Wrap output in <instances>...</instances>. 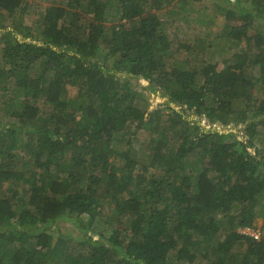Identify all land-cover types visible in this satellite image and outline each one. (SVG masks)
<instances>
[{
  "label": "trees",
  "instance_id": "1",
  "mask_svg": "<svg viewBox=\"0 0 264 264\" xmlns=\"http://www.w3.org/2000/svg\"><path fill=\"white\" fill-rule=\"evenodd\" d=\"M189 1L50 0L24 25L0 0V264H264V0H214L237 49L201 63L167 32Z\"/></svg>",
  "mask_w": 264,
  "mask_h": 264
},
{
  "label": "rangeland",
  "instance_id": "2",
  "mask_svg": "<svg viewBox=\"0 0 264 264\" xmlns=\"http://www.w3.org/2000/svg\"><path fill=\"white\" fill-rule=\"evenodd\" d=\"M50 0H27V3L24 8V13L22 17V23L27 25L31 23L35 17L37 12L41 11V7L49 4ZM191 6L187 5V14L191 15L187 18V22H178L175 19L178 17L169 18L166 22L168 24L167 32L171 37V41L173 42V47L176 48L181 45H190L193 46L194 56L198 59L197 63H201L205 60L207 61H215L217 59H221L223 56H226L235 49L228 52L229 46L228 40L220 39L217 37V34L222 32L224 17L222 16L221 10L215 8L214 0H200V1H189ZM174 4V3H173ZM170 6L160 10L158 15L161 19L166 20L165 14L166 11L170 15V10L175 5ZM184 7V5H183ZM183 7L181 4L178 5V11L182 12ZM181 16V15H180ZM257 32H264V22L262 19H256L253 21L252 25L247 29V35H252ZM195 40L197 44L194 43ZM242 46H245V40L243 39L241 42ZM188 52L185 51L183 47H179L175 56L177 58L185 59L188 57ZM107 52L102 51L101 56L99 55V61L102 63L107 60V63L111 62V56L106 59ZM109 61V62H108ZM111 64V63H110ZM218 67H221V64H218ZM121 76V75H120ZM131 84L145 95L149 102V110L157 109L167 103V98L162 96V92L149 84V82L140 79L136 80L134 78H129ZM74 89L69 90V95H74ZM170 105H174L170 103ZM188 118L191 121H199L202 125L206 127L214 126V128L219 129L220 131L228 132L233 130L236 133L235 138H246L247 136L243 134V129L241 125H237L233 127L234 124H230L226 127H220L217 124H210L207 120L203 118H198L194 114L189 113ZM263 138L258 136L256 138V148L261 151L264 150V144L261 142ZM250 150H254L255 146H251ZM255 168V165H254ZM253 168V169H254ZM72 219H63L62 222L59 223L61 230L67 231L72 235L76 236V233L73 230ZM261 219H257L254 224V228H249V230L258 236L261 234Z\"/></svg>",
  "mask_w": 264,
  "mask_h": 264
},
{
  "label": "built area",
  "instance_id": "3",
  "mask_svg": "<svg viewBox=\"0 0 264 264\" xmlns=\"http://www.w3.org/2000/svg\"><path fill=\"white\" fill-rule=\"evenodd\" d=\"M239 231H240L241 233H243V234H248V235L253 236V237H255V238L258 237L257 234L251 232V231L249 230V228H247V227H246V228L239 229Z\"/></svg>",
  "mask_w": 264,
  "mask_h": 264
}]
</instances>
